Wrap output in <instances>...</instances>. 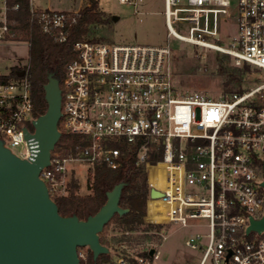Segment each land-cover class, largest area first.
Returning a JSON list of instances; mask_svg holds the SVG:
<instances>
[{"label":"built area","instance_id":"built-area-1","mask_svg":"<svg viewBox=\"0 0 264 264\" xmlns=\"http://www.w3.org/2000/svg\"><path fill=\"white\" fill-rule=\"evenodd\" d=\"M10 9H21L18 0H0V42H28L18 22L10 19ZM164 14V45L89 39L74 44L76 58L67 64L60 84L59 131L80 139L67 155L55 149L40 177L54 200L66 195L70 164L116 170L124 146L139 145L137 165L145 167L150 190L144 221L161 228L148 232L155 237L143 247L120 244L108 254L107 264H160L159 248L171 226L190 233L184 245L203 253L200 264H264V232L248 233L251 219L264 216V80L218 100L183 92L174 79L171 43L175 38L264 72V0H165ZM29 16L55 42H67L66 12L39 8L30 0ZM229 20L237 34L225 46L221 25ZM17 71L24 75L0 82V139L16 156L31 160L37 142L26 138L24 130L33 135L37 118L28 66ZM150 143L163 145L162 160L155 164L148 162ZM155 169L162 173L161 187L150 178ZM152 190L162 197L151 198ZM157 202L161 207L152 216L150 204ZM88 251L78 249L80 261H87Z\"/></svg>","mask_w":264,"mask_h":264},{"label":"water","instance_id":"water-1","mask_svg":"<svg viewBox=\"0 0 264 264\" xmlns=\"http://www.w3.org/2000/svg\"><path fill=\"white\" fill-rule=\"evenodd\" d=\"M23 75L24 71L18 73ZM44 89L48 109L33 122V135L24 130L26 138L34 137L37 142L33 158H19L0 139V264H80L79 248H88L97 260L111 252L100 242L105 226L115 215L128 213L120 206L124 188L120 183L107 193L105 205L86 220L60 214L40 177L62 136L59 80L50 74ZM161 197L160 192L151 191V198ZM250 232H264V216L251 219Z\"/></svg>","mask_w":264,"mask_h":264},{"label":"trees","instance_id":"trees-1","mask_svg":"<svg viewBox=\"0 0 264 264\" xmlns=\"http://www.w3.org/2000/svg\"><path fill=\"white\" fill-rule=\"evenodd\" d=\"M21 9L14 11L10 9L9 17L18 22L17 29L24 35V39L30 43V63L28 65L27 76L31 84V95L33 100V115L38 118L44 115L48 109L45 99V85L48 77L53 74L62 84L65 76L67 64L76 58L74 44L88 38L92 34V27L105 23L104 13L100 11V0H84L85 5L78 12H66L70 17L68 27V40L59 44L54 39L44 33L30 22L29 2L30 0H18ZM221 75L224 78V86L227 95L241 94L243 89V74L249 71V67L244 68H224L220 67ZM19 68L12 69L10 75L0 76V82L18 77ZM77 135L63 133L56 151L62 154H69L72 148L79 142ZM139 145L124 146L122 165L112 170L105 166L96 167L94 177L89 186L90 194L82 196L78 194L79 186L72 180L68 195L55 197L54 201L62 216L69 217L76 215L81 220L95 215L107 202V193L120 184L124 188L120 198V206L128 209V213L114 218L105 226L100 235V242L110 250H115L120 244L127 243L143 247L147 242L154 240L150 231H159L161 226L147 225L144 218L147 214V202L149 199L148 174L144 166L137 165ZM148 162L155 164L162 160L163 145L150 143L148 145ZM160 178L163 180L161 175ZM158 177V176H157ZM153 177V181H154ZM156 180V179H155ZM160 205V203H155ZM156 207L154 208V213ZM114 225V232H108V227ZM110 255H101L94 260L93 253L89 250L87 261L80 264H107Z\"/></svg>","mask_w":264,"mask_h":264},{"label":"rangeland","instance_id":"rangeland-1","mask_svg":"<svg viewBox=\"0 0 264 264\" xmlns=\"http://www.w3.org/2000/svg\"><path fill=\"white\" fill-rule=\"evenodd\" d=\"M43 9L60 12H78L84 5L83 0H37ZM100 11L104 13L105 23L92 27V34L85 39L115 44L161 46L168 41V30L165 22V0H137L136 5L121 4L119 0H100ZM179 33L186 35L185 27ZM222 45L228 46L237 34L234 21L229 20L221 25ZM173 45L172 67L175 82L183 92H200L212 100L227 95L221 65L228 69L244 68L237 66L234 59L215 51L194 47L190 44L171 38ZM30 63V44L25 41L0 42V76L10 75L13 68H22ZM249 67L243 74V89L255 88L264 80V72ZM19 153V149H15ZM161 170V167L158 168ZM95 167L87 163H72L65 174L66 182L76 181L78 194L85 196L91 193L89 186L94 177ZM151 173V180L161 187L163 180ZM158 176V177H157ZM153 181V180H152ZM69 187L65 192L68 195ZM65 195V196H66ZM158 206V205H156ZM161 207V206H160ZM115 226L108 227L110 233ZM114 232V231H112ZM190 233L187 230L171 226L167 239L159 248L162 262L160 264H200L203 253L185 247L184 241ZM159 241V240H157ZM158 243V242H157ZM133 246V245H132ZM139 247V246H138ZM205 264H213L207 261Z\"/></svg>","mask_w":264,"mask_h":264},{"label":"crops","instance_id":"crops-1","mask_svg":"<svg viewBox=\"0 0 264 264\" xmlns=\"http://www.w3.org/2000/svg\"><path fill=\"white\" fill-rule=\"evenodd\" d=\"M84 1V0H83ZM32 2H33V4L35 5V6H37V7H39V8H42L41 6H40V4L38 3V1L37 0H32ZM49 9V8H48ZM156 207V204L155 203H151L150 204V212H151V215L152 216H154V208ZM160 220V219H159Z\"/></svg>","mask_w":264,"mask_h":264}]
</instances>
